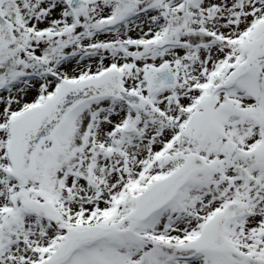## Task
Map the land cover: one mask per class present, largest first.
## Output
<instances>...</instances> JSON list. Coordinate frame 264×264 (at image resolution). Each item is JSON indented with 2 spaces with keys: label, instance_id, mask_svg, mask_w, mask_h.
Wrapping results in <instances>:
<instances>
[{
  "label": "snow or ice",
  "instance_id": "snow-or-ice-1",
  "mask_svg": "<svg viewBox=\"0 0 264 264\" xmlns=\"http://www.w3.org/2000/svg\"><path fill=\"white\" fill-rule=\"evenodd\" d=\"M0 264H264V0H0Z\"/></svg>",
  "mask_w": 264,
  "mask_h": 264
}]
</instances>
